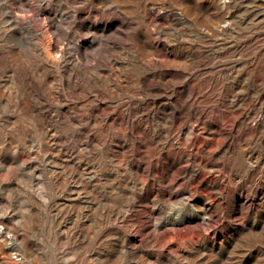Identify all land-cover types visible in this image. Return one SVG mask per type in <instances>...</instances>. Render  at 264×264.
Instances as JSON below:
<instances>
[{"label": "rangeland", "instance_id": "374dc122", "mask_svg": "<svg viewBox=\"0 0 264 264\" xmlns=\"http://www.w3.org/2000/svg\"><path fill=\"white\" fill-rule=\"evenodd\" d=\"M0 230V264H264V0H0Z\"/></svg>", "mask_w": 264, "mask_h": 264}, {"label": "built area", "instance_id": "2783aa9c", "mask_svg": "<svg viewBox=\"0 0 264 264\" xmlns=\"http://www.w3.org/2000/svg\"><path fill=\"white\" fill-rule=\"evenodd\" d=\"M13 258H14L17 262H22V257H21V255H20L18 252H16V251L13 252Z\"/></svg>", "mask_w": 264, "mask_h": 264}, {"label": "bare ground", "instance_id": "6f19581e", "mask_svg": "<svg viewBox=\"0 0 264 264\" xmlns=\"http://www.w3.org/2000/svg\"><path fill=\"white\" fill-rule=\"evenodd\" d=\"M77 60V59H76ZM112 61V60H111ZM72 64V63H71ZM97 79V78H96ZM111 212V211H110ZM103 217V216H102ZM172 217V216H171ZM175 217V216H174ZM114 218V216H113ZM174 219V218H173ZM158 227V226H157ZM9 230V229H8ZM0 233H3L1 230H0ZM6 234V233H5ZM3 236V235H2ZM6 237V236H5ZM259 256V255H258Z\"/></svg>", "mask_w": 264, "mask_h": 264}]
</instances>
